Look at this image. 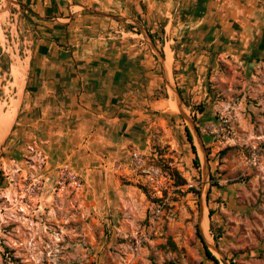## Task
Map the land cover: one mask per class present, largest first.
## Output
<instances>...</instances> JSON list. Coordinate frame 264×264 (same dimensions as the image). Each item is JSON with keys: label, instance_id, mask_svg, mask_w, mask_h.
<instances>
[{"label": "rangeland", "instance_id": "1", "mask_svg": "<svg viewBox=\"0 0 264 264\" xmlns=\"http://www.w3.org/2000/svg\"><path fill=\"white\" fill-rule=\"evenodd\" d=\"M83 1L0 0V104L2 116L9 113L0 150V264H214L198 226L220 264H264V50L255 62L247 51L213 48L208 30L220 23L211 12L224 11L205 10L203 0H117L109 16L72 31L68 45L106 60L124 56L123 77L106 83L114 105L107 120L45 112L33 90V58L52 28L37 4ZM148 39L161 56L173 53L167 78L166 56L155 58ZM149 168L159 182H150Z\"/></svg>", "mask_w": 264, "mask_h": 264}, {"label": "crops", "instance_id": "2", "mask_svg": "<svg viewBox=\"0 0 264 264\" xmlns=\"http://www.w3.org/2000/svg\"><path fill=\"white\" fill-rule=\"evenodd\" d=\"M115 1L117 0H84L82 5L70 4L68 8L63 7L61 2L58 6L48 5L45 8H42V3L37 4L39 13L45 15L43 17H51L41 22L49 24L52 28L48 30L50 33L46 34L47 37L49 36L47 39L51 40L37 46L34 61L32 60L35 77L33 90L45 112H66L65 114L73 119L77 117L78 120H86L88 123L97 122L99 125L102 119L107 120V111L114 105L109 104L108 95L113 96V94H110V86L107 89L106 83L109 79L119 80L123 77L124 56L121 54L117 60L106 57L110 59L106 60L103 58L104 55L98 58L91 54L88 46L86 48L81 46L80 49L75 50L68 45L75 41L72 31L77 32L85 23L93 24L98 17L100 19V15L109 16L106 11L111 9V4ZM201 5L205 10L216 5L224 11L211 12L214 18H219L220 23L219 29L211 26L208 30L211 31L209 44L213 45V48L218 47L219 51L225 48V52L239 49L241 56L247 51L246 55H251L252 61L258 62L259 58L263 60L262 0H203ZM74 6L84 9L90 19L95 20L90 22L85 20L87 17L79 14ZM95 6L98 7L94 9ZM228 7L231 9L228 10ZM215 20L218 23V19ZM185 46L191 45L185 44ZM187 52L188 50L185 51ZM166 53L164 52L165 56ZM155 58L158 56L156 55ZM109 65L110 69H108Z\"/></svg>", "mask_w": 264, "mask_h": 264}, {"label": "trees", "instance_id": "3", "mask_svg": "<svg viewBox=\"0 0 264 264\" xmlns=\"http://www.w3.org/2000/svg\"><path fill=\"white\" fill-rule=\"evenodd\" d=\"M162 56L165 57L164 52L162 53ZM186 106L189 107L188 104H186ZM197 109H198V113L199 114H203L204 111H205L203 106H199ZM195 120H196V118H195ZM198 130H199V133H200V129L199 128H198ZM186 133H187V139H188L189 143L192 146L193 153L195 154L194 164L198 168L200 166V158H199L197 150H196V148L194 146L193 136H192L191 132L188 130V128L186 129ZM173 177L177 180V182L184 183V184L186 183L185 180L177 172H174ZM213 215H214L213 210H210L209 217L211 219H212ZM211 230L214 231V224L213 225L211 224ZM213 235H214L213 237L216 240V242H218V240L222 237L223 233H218V234H213ZM197 236L199 237V239L203 243V246H204V249H205V254L208 257V259L211 260L214 264H220L219 260L209 250V248L207 246V242H206L204 236L202 235V232H201V229H200L199 226L197 228Z\"/></svg>", "mask_w": 264, "mask_h": 264}, {"label": "bare ground", "instance_id": "4", "mask_svg": "<svg viewBox=\"0 0 264 264\" xmlns=\"http://www.w3.org/2000/svg\"><path fill=\"white\" fill-rule=\"evenodd\" d=\"M7 1V0H6ZM1 4V3H0ZM3 17V16H2ZM166 63H167V67H168V71L169 74H170V70H171V67H172V63H173V53L171 50H168L167 53H166ZM167 70V69H166ZM24 67L20 66L18 69H17V82L21 81V79L23 78L24 76ZM175 106V105H174ZM177 106V105H176ZM175 106V107H176ZM178 107V106H177ZM1 104H0V143H1V139H2V136H3V133H4V130H3V124L5 123L6 124V121H8V117H9V113L6 112L5 115L2 116V113H1ZM174 108V107H173ZM177 109V108H176ZM175 109V110H176ZM9 110V109H8ZM10 111V110H9ZM9 123V121H8ZM8 125V124H7ZM203 228L205 230V233L207 235V239L208 240H211V236L209 235L208 233V220H207V217L205 215L204 217V222H203Z\"/></svg>", "mask_w": 264, "mask_h": 264}, {"label": "water", "instance_id": "5", "mask_svg": "<svg viewBox=\"0 0 264 264\" xmlns=\"http://www.w3.org/2000/svg\"><path fill=\"white\" fill-rule=\"evenodd\" d=\"M11 3V0H8V4H10ZM19 5H21V4H19ZM147 35V34H146ZM148 36V35H147ZM148 42H149V44L151 45V47L153 48V50H154V53L158 56V58L159 59H161L162 60V56H161V54L155 49V47L153 46V43H152V41L150 40V39H148ZM164 73H165V77L167 78L168 77V74H167V71H166V69L164 68ZM173 92L176 94V96H177V98H178V100H179V109H180V111H181V113H182V115L184 116V118L186 119V121L187 122H189V124L191 125V128L193 129V133L196 135V137L198 138V140H199V143H200V145H201V148H202V150H203V144H202V140H201V136H200V133H199V131H198V129H197V127L195 126V123H194V121L191 119V118H188L187 116H186V114L183 112V99H182V97H181V95H180V93L178 92V90L177 89H175V88H173ZM188 130L190 131V129L188 128ZM191 132V131H190ZM192 134V133H191ZM193 136V135H192ZM7 140V138L3 141V142H1L0 143V150H1V148L4 146V143H5V141ZM200 227V226H199ZM201 229V228H200ZM202 232V231H201ZM207 246H208V248H209V245H208V243H207ZM213 250L215 251V252H217L218 254H220L222 257H223V259L225 260V262L227 261L226 260V258L219 252V250L217 249V247H213Z\"/></svg>", "mask_w": 264, "mask_h": 264}, {"label": "built area", "instance_id": "6", "mask_svg": "<svg viewBox=\"0 0 264 264\" xmlns=\"http://www.w3.org/2000/svg\"><path fill=\"white\" fill-rule=\"evenodd\" d=\"M138 159H139L138 155H135L136 162H138ZM144 173L148 176L150 182L152 183L159 182L160 172L155 168L146 169L144 170ZM157 193L160 197H163L161 190H157ZM163 207H164V203L161 202L160 204H158L156 213L161 214L163 211Z\"/></svg>", "mask_w": 264, "mask_h": 264}]
</instances>
